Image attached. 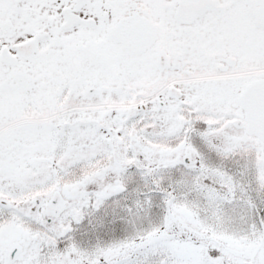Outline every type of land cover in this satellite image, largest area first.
<instances>
[{
  "label": "snow or ice",
  "instance_id": "snow-or-ice-1",
  "mask_svg": "<svg viewBox=\"0 0 264 264\" xmlns=\"http://www.w3.org/2000/svg\"><path fill=\"white\" fill-rule=\"evenodd\" d=\"M0 264H264V0H0Z\"/></svg>",
  "mask_w": 264,
  "mask_h": 264
}]
</instances>
